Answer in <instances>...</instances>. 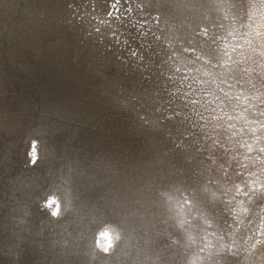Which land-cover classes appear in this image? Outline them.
<instances>
[{
    "label": "bare ground",
    "instance_id": "obj_1",
    "mask_svg": "<svg viewBox=\"0 0 264 264\" xmlns=\"http://www.w3.org/2000/svg\"><path fill=\"white\" fill-rule=\"evenodd\" d=\"M0 264H264V0H0Z\"/></svg>",
    "mask_w": 264,
    "mask_h": 264
}]
</instances>
